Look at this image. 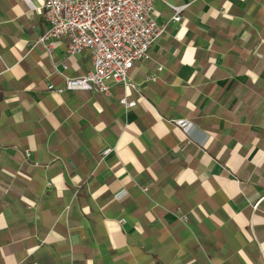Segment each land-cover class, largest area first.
<instances>
[{"label":"crops","instance_id":"crops-1","mask_svg":"<svg viewBox=\"0 0 264 264\" xmlns=\"http://www.w3.org/2000/svg\"><path fill=\"white\" fill-rule=\"evenodd\" d=\"M45 1L0 0V264H264V0H156L131 108L65 87Z\"/></svg>","mask_w":264,"mask_h":264},{"label":"built area","instance_id":"built-area-1","mask_svg":"<svg viewBox=\"0 0 264 264\" xmlns=\"http://www.w3.org/2000/svg\"><path fill=\"white\" fill-rule=\"evenodd\" d=\"M155 1L46 0L43 6L46 27L35 45L41 44L50 52L58 40L67 38L68 57L90 51L93 68L81 76H66L65 87L107 96L110 94L109 82L120 84L125 94L119 101L125 108H131L136 101L128 99V95L137 86L128 77V71L134 63L150 58L151 45L161 38L171 21H183L181 12L185 6L166 2L172 15L166 22L159 23L154 14ZM157 69L160 71L162 66ZM157 78L156 74L148 76L152 81ZM171 123L183 130L191 126L187 119H172ZM109 152L107 148L102 155ZM181 220L187 221V217L183 216Z\"/></svg>","mask_w":264,"mask_h":264}]
</instances>
